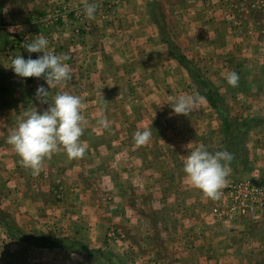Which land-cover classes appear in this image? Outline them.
Here are the masks:
<instances>
[{
  "label": "rangeland",
  "instance_id": "obj_1",
  "mask_svg": "<svg viewBox=\"0 0 264 264\" xmlns=\"http://www.w3.org/2000/svg\"><path fill=\"white\" fill-rule=\"evenodd\" d=\"M104 1L96 0L95 14L107 16L119 7H114L115 1ZM144 1L149 6L147 17H156L158 21L169 24L168 33L164 32L166 37L168 35V38L164 36V43L170 55H161L160 47L154 52L146 47L141 52L138 48L136 51L127 48L124 41H113L106 50L98 46L104 53L93 57L94 64L96 60L99 62L100 72L96 67L92 69L94 72H87L88 55L91 54L87 52L88 55L81 57L78 50L83 48L84 35L89 30L86 22L77 29L76 23L85 17L83 8L74 9L68 0L18 3L19 11L25 7L34 11L31 18L34 31L45 34L47 40L52 39L53 48H65L69 59L73 48L77 58L72 57L69 63V59L64 61L70 66L72 79L48 89V102H41L36 97V90L25 89L21 84L20 88L15 85V88L7 90L6 95H0V107L9 105L11 109L22 112L36 109L41 113L59 93L80 97L84 117V133L80 140L86 145V152L77 168L66 172L79 176L85 188L91 187L99 209L103 210L101 214L99 211L95 213L96 222H100L101 215L104 222H116V227L110 225L106 234L108 247L111 246L109 239L118 241L125 238L122 224L126 220L140 222V215L126 218L124 210L138 209L150 226L154 223L159 230L164 228L166 231L160 237V250L169 256L167 253H172L169 246L189 235L182 230L186 226L182 212L189 199L182 185L185 157L200 146H205L210 153L217 150L230 152L233 155L231 171L220 199L206 198L209 199V220L211 223L229 224L227 242H254V249L251 253L245 252L240 264H264V209L255 215L250 210L243 211L240 205L234 210L229 189L232 185L243 184L264 186V5L259 0H240L256 8L257 38L244 44L233 35L225 34L221 43L216 40V34L212 41L203 42L199 51L196 49L198 42L190 37L187 42L181 36V31H184L178 13L182 12L181 6L186 4V0ZM204 1L209 3L211 0ZM61 12L62 15L69 14L67 20L62 18ZM72 29L75 30L74 38ZM63 34H71L68 45L59 43ZM18 44L21 45L20 50H25V40H19ZM74 71H78L77 74ZM229 72L239 75L238 86L232 87L227 83ZM91 77L94 78L92 81ZM200 88L217 97L218 107L200 93ZM181 95H195L199 100L190 113L176 115L168 103L171 98ZM102 118L110 122L108 129L98 124ZM144 129H150L152 135L146 145L138 147L133 136ZM144 147L147 152H138ZM86 156L87 160H84ZM51 171L42 168L39 175H56ZM23 173L30 174L31 170H21ZM52 192L57 202L62 199L61 188L56 186ZM117 210L118 213L115 212ZM176 210H179L180 217L170 215ZM40 216L42 218L33 222L32 218L10 216L4 211L0 213V264H27L34 258L32 247L28 245L55 240L59 246L72 247L73 252L82 253L102 264H136L135 258L120 256V260L116 259L118 256L109 249L104 251L105 256L98 253L101 250H90L82 238L71 240L66 237V227L58 223V218ZM175 223L176 230H170ZM89 226V221H85L80 229L85 232ZM248 228L257 229L251 230V237H248ZM215 240L216 237L212 239ZM226 257L232 258V255Z\"/></svg>",
  "mask_w": 264,
  "mask_h": 264
},
{
  "label": "crops",
  "instance_id": "obj_2",
  "mask_svg": "<svg viewBox=\"0 0 264 264\" xmlns=\"http://www.w3.org/2000/svg\"><path fill=\"white\" fill-rule=\"evenodd\" d=\"M105 1H115L114 7L118 5L119 7L114 13L107 16L101 13L95 14L94 19H88L84 15L82 22L76 23L77 29H81L84 22L89 28L88 33L84 35L83 48H78L81 57L88 55L87 52L91 54L88 55L90 60H88L89 65L86 66L87 72H94L92 69L95 67L100 72L99 62L96 60V64H94L93 57L95 54L104 53L98 46L106 50V46L110 47L113 41H124L127 43V48L134 51L138 48L141 52L145 51L146 47H149L153 52L158 51V47H160L161 55H170L169 49L164 43V39L168 38L164 32L168 33L169 24L167 21L166 23L158 21L156 17H147V8L149 9L147 2L144 0ZM26 2L27 0L22 2L0 0V81L3 82L0 88L5 87L7 90L15 88V85L20 88L21 84L25 89L37 90L41 85L48 89L43 77H30L22 80L10 68L11 60L16 56L22 55L28 59L30 55L31 58L36 59L43 55V53L29 54L26 49L22 51L19 48L21 47L18 44L19 40L23 39L29 44L38 36L46 37L45 34L41 35L34 31L31 18L35 13L31 8L25 7L19 11L18 3L25 4ZM95 2L96 0H68L69 5L80 10L84 9L86 4ZM185 2L186 4L181 6L182 12L178 13L181 29L184 31H181V36L187 42H189V37L198 42L196 49L199 51L202 48L201 44L208 39L212 41L216 34V40L221 43L225 34L233 35V38L243 41L244 44L247 40L251 41V39L254 40V37H258V23L255 19L256 8L250 3L240 2V0H211L209 3L204 0H186ZM159 6L160 4L157 5L156 11ZM74 31L72 29V38H74ZM71 34L60 35L59 43L68 45ZM48 40L49 45L45 51L56 55L70 56L65 48L55 49L52 47L53 42L50 41L52 39ZM186 46L188 47V44ZM238 46L241 47L240 44ZM239 51H242L241 48ZM73 53L76 52L72 48L68 63L73 59L72 57L77 58ZM80 71L83 73V70L80 69ZM77 72L74 71L76 74ZM93 77L90 81L94 79ZM26 113L29 112L11 109L9 105L0 107V213L4 211L6 215L21 216L23 219L32 218L33 222L39 219L40 215H52L58 218L59 224L66 227L67 235L65 236L70 237L71 240L76 237L80 240L82 238L90 250L104 252L109 249L114 256H118L115 257L116 259L120 260V256L124 259L131 257L136 259V264H240L245 252L251 253L254 249V242L248 244L227 242L229 224H222L218 221L210 222L209 205L207 204L209 199H206L200 190L191 186L186 178L182 183L186 196L189 198L186 200L188 203L182 212V216L186 218V226L182 228V225H179V227L189 235L175 245L169 246L172 251V253H167L169 256L162 254L160 250L162 249L160 237L164 236L166 231L164 228L159 230L154 223L150 226L142 211L138 209L126 208L124 210L126 218L132 217L133 214H136V218L140 215V222L126 220L122 224L124 225L122 229L126 234L125 238L118 241L109 239L111 246L108 247L106 234L110 225L116 227V222L111 220L104 222L103 215L100 216V222H96L95 213L99 211L101 214L103 210L99 209L96 198L91 193V187L85 188L82 186L79 176L66 172L69 169L77 168L81 162L80 158L69 160L61 149L45 158L42 165L44 169L55 171L56 175L49 177L48 174L39 176H34L31 173L21 174V170L27 168L20 163V157L7 143V139ZM168 135L170 134L168 133ZM139 150L138 152H147L145 147L142 151ZM84 160H87V156ZM56 186L58 189H62L63 194L62 199L58 202L52 192ZM178 211L176 210L174 214L171 212L170 215L180 217ZM115 212L118 213V210ZM112 218L114 219V216ZM85 221H89L90 226L87 231L82 232L81 223ZM176 228V223L173 228L170 226V230H176ZM248 229V237H251V232H253L251 230H257L256 228ZM215 237L216 240L212 241ZM28 246L32 247L34 258L27 264H102L82 253L67 251L61 247H46L38 244ZM246 246L247 250L245 251ZM230 254L232 258L226 257ZM106 264L110 263L106 262Z\"/></svg>",
  "mask_w": 264,
  "mask_h": 264
},
{
  "label": "clouds",
  "instance_id": "obj_3",
  "mask_svg": "<svg viewBox=\"0 0 264 264\" xmlns=\"http://www.w3.org/2000/svg\"><path fill=\"white\" fill-rule=\"evenodd\" d=\"M96 10L97 5L89 3L84 7V14L88 19H94ZM48 45L49 41L42 36L27 44L25 49L29 54L43 55L36 59L30 55L28 59L22 55L12 58L10 68L13 73L22 80L43 77L48 89L71 80L70 66L64 62L69 57L45 51ZM226 79L230 86H238L239 75L236 72H229ZM48 89L44 85L39 86L36 90L37 99L48 102L46 99ZM198 100L199 97L195 95H181L171 98L168 104L173 114L185 115L193 110ZM81 105L80 97L59 93L42 113L36 109L26 113L8 136L7 143L20 157L23 167L31 170L32 175H39L44 159L58 150L62 149L69 160L84 156L86 145L80 140L84 133ZM98 124L103 129L110 127L107 118L100 119ZM151 135L150 129L135 132L133 136L135 145L138 147L146 145ZM232 160L233 155L226 150L210 153L205 146H200L189 151V155L185 157L183 172L191 186L200 190L206 198L218 200L222 194L221 190L227 184Z\"/></svg>",
  "mask_w": 264,
  "mask_h": 264
},
{
  "label": "built area",
  "instance_id": "obj_4",
  "mask_svg": "<svg viewBox=\"0 0 264 264\" xmlns=\"http://www.w3.org/2000/svg\"><path fill=\"white\" fill-rule=\"evenodd\" d=\"M264 5V0H259ZM78 15V13H76ZM61 16L67 20L69 14ZM234 210L240 205L243 211L250 210L254 215L260 209H264V186L232 185L229 187Z\"/></svg>",
  "mask_w": 264,
  "mask_h": 264
},
{
  "label": "trees",
  "instance_id": "obj_5",
  "mask_svg": "<svg viewBox=\"0 0 264 264\" xmlns=\"http://www.w3.org/2000/svg\"><path fill=\"white\" fill-rule=\"evenodd\" d=\"M199 91L204 97H206L210 101V103L212 105L218 107V99H217V97H214L210 92L205 91L203 88H200ZM6 92H7V89L5 87L0 88V95L1 94H5L6 95ZM46 242H47V244H40V245L41 246H45L46 245V247H61V248L62 247H66V246H59L57 244L58 243L57 240H55V241H46ZM66 249H68L70 251H74V249L72 247H66ZM98 253L99 254L101 253L102 255L105 256L104 252H98Z\"/></svg>",
  "mask_w": 264,
  "mask_h": 264
}]
</instances>
